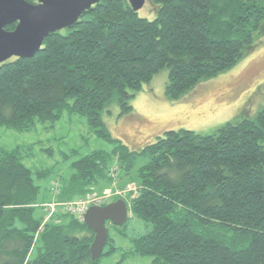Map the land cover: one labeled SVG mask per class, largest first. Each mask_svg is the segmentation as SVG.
Listing matches in <instances>:
<instances>
[{
    "label": "trees",
    "instance_id": "trees-1",
    "mask_svg": "<svg viewBox=\"0 0 264 264\" xmlns=\"http://www.w3.org/2000/svg\"><path fill=\"white\" fill-rule=\"evenodd\" d=\"M149 2L158 5L153 19L127 0H99L70 27L50 32L32 57L2 62L0 126L53 127L64 111L85 118L113 147L65 154L75 159L59 188L51 182V201L98 193L101 182L134 171L127 221L148 228L129 239L130 251L152 256L150 264H264V108L214 133L167 129L138 149L112 136L102 120L113 103L119 115L131 111L135 92L162 68L170 100L231 69L264 32V0ZM27 155L21 146H0V264H100L114 239L108 234L92 261L94 233L75 215L57 213L38 231L39 182L51 171H32Z\"/></svg>",
    "mask_w": 264,
    "mask_h": 264
},
{
    "label": "rangeland",
    "instance_id": "rangeland-1",
    "mask_svg": "<svg viewBox=\"0 0 264 264\" xmlns=\"http://www.w3.org/2000/svg\"><path fill=\"white\" fill-rule=\"evenodd\" d=\"M157 8V4L150 5L146 0L138 14L153 19ZM253 45L255 47L231 69L199 82L179 100H170L165 96L168 70L160 69L135 92L131 99V111L119 115L118 105H109L102 114L104 125L112 136L122 140L130 149H138L154 141L167 129L186 128L209 134L226 122L253 118L264 108V32L261 36H255ZM0 146L6 149L21 146L28 152L23 160L27 167L32 171H51L50 177L48 175L39 182L42 187L41 201L46 202L56 196V193H52L55 189L51 188V182L59 188L61 178H67L71 172L69 163L75 157L67 159L65 154L70 150H77L79 155L95 149L110 151L113 144L97 136L85 118L64 111L53 127L46 128L36 123L30 130L17 131L0 126ZM119 178L118 182L110 185L101 182L95 190L101 193L106 189H119L120 194L116 196L127 201L129 191L124 188L137 185L135 173L132 171L131 175ZM48 186L51 189L47 191ZM116 196L111 194L108 202L116 199ZM38 209L37 214L42 215V210ZM53 221L57 220L53 218ZM110 225L106 223L115 248L110 255L100 259V264L151 263L152 256L131 253L129 240L144 233L148 226L137 219H129L126 226L121 228L120 225L117 231Z\"/></svg>",
    "mask_w": 264,
    "mask_h": 264
},
{
    "label": "water",
    "instance_id": "water-1",
    "mask_svg": "<svg viewBox=\"0 0 264 264\" xmlns=\"http://www.w3.org/2000/svg\"><path fill=\"white\" fill-rule=\"evenodd\" d=\"M99 0H0V64L12 57H32L44 38L53 31L73 25L84 10ZM138 11L146 0H127ZM14 23L11 30L6 25ZM127 202L118 197L105 205H90L82 221L94 233L91 260L101 255L108 240L107 222L123 225L128 219Z\"/></svg>",
    "mask_w": 264,
    "mask_h": 264
},
{
    "label": "built area",
    "instance_id": "built-area-1",
    "mask_svg": "<svg viewBox=\"0 0 264 264\" xmlns=\"http://www.w3.org/2000/svg\"><path fill=\"white\" fill-rule=\"evenodd\" d=\"M111 175L113 179L115 178L116 174V168L112 167L111 169ZM116 180L114 179V182ZM124 189L127 191H134L136 189L135 185L132 186H126ZM126 191V192H127ZM119 195V189H106L105 191H102L101 193H90L86 195L85 197L78 198L75 201L70 202H44L41 204V207L44 211V218L41 221V224L38 228V231L42 229L45 223H47L50 218L53 219V217L56 216L57 213H69L75 215L80 220L83 219V214L86 211L87 207L90 205H104L108 202V197L110 195ZM116 196V197H117ZM37 231V232H38Z\"/></svg>",
    "mask_w": 264,
    "mask_h": 264
},
{
    "label": "flooded vegetation",
    "instance_id": "flooded-vegetation-1",
    "mask_svg": "<svg viewBox=\"0 0 264 264\" xmlns=\"http://www.w3.org/2000/svg\"><path fill=\"white\" fill-rule=\"evenodd\" d=\"M110 224V222H108Z\"/></svg>",
    "mask_w": 264,
    "mask_h": 264
}]
</instances>
